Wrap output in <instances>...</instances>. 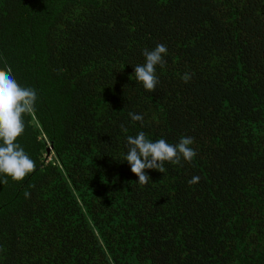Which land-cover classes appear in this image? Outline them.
<instances>
[{"label":"trees","instance_id":"obj_1","mask_svg":"<svg viewBox=\"0 0 264 264\" xmlns=\"http://www.w3.org/2000/svg\"><path fill=\"white\" fill-rule=\"evenodd\" d=\"M0 264H264V0H0Z\"/></svg>","mask_w":264,"mask_h":264}]
</instances>
